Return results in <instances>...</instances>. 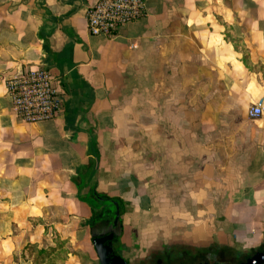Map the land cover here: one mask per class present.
<instances>
[{
  "label": "crops",
  "instance_id": "1",
  "mask_svg": "<svg viewBox=\"0 0 264 264\" xmlns=\"http://www.w3.org/2000/svg\"><path fill=\"white\" fill-rule=\"evenodd\" d=\"M95 1L0 0V264L48 247L46 262L99 264L92 190L121 200L128 264L178 238L262 245L263 121L248 110H264V0H145L112 38L87 30ZM32 64L51 72L54 119L13 111L5 79Z\"/></svg>",
  "mask_w": 264,
  "mask_h": 264
},
{
  "label": "built area",
  "instance_id": "2",
  "mask_svg": "<svg viewBox=\"0 0 264 264\" xmlns=\"http://www.w3.org/2000/svg\"><path fill=\"white\" fill-rule=\"evenodd\" d=\"M145 14V0H96L86 10V26L91 35L112 38L117 31ZM13 111L23 121L36 123L54 119L60 108L51 72L42 64L24 65L5 79ZM251 118L261 119V148L264 150V110L261 102L249 108Z\"/></svg>",
  "mask_w": 264,
  "mask_h": 264
},
{
  "label": "flooded vegetation",
  "instance_id": "3",
  "mask_svg": "<svg viewBox=\"0 0 264 264\" xmlns=\"http://www.w3.org/2000/svg\"><path fill=\"white\" fill-rule=\"evenodd\" d=\"M109 225V224H108ZM108 225H95L96 233L106 232ZM241 250V251H240ZM233 251L226 255H211L200 250H181L173 254H167L158 259L157 264H264V245L245 250ZM211 256V257H209Z\"/></svg>",
  "mask_w": 264,
  "mask_h": 264
},
{
  "label": "rangeland",
  "instance_id": "4",
  "mask_svg": "<svg viewBox=\"0 0 264 264\" xmlns=\"http://www.w3.org/2000/svg\"><path fill=\"white\" fill-rule=\"evenodd\" d=\"M262 187H264V183H261L259 188ZM257 232L258 234L262 233L263 237L261 243L262 245H264V219H262L261 225L258 226ZM178 239L175 242L169 244H163L160 247L155 246V248H152L149 251H140L137 253L136 256H133V254L131 255L130 251L126 252V256L127 259L129 260V264H157L159 258H163L167 254L180 252L181 250H185L186 248H188L189 250H200L203 252H207L211 255H226V256L233 253V251H237L240 249L242 250L246 249L245 251H247V248H241V245L236 243L235 244L213 243L208 245H196L190 240L183 241L180 239L178 241ZM117 244L118 242L115 243L116 246ZM62 255L63 253L58 252L57 254H55V257L58 260L62 258ZM94 264H96V262Z\"/></svg>",
  "mask_w": 264,
  "mask_h": 264
},
{
  "label": "water",
  "instance_id": "5",
  "mask_svg": "<svg viewBox=\"0 0 264 264\" xmlns=\"http://www.w3.org/2000/svg\"><path fill=\"white\" fill-rule=\"evenodd\" d=\"M114 204V215L106 232L96 233L91 231V243L93 245L99 264H128V262L117 252L113 240L120 234V209L117 202Z\"/></svg>",
  "mask_w": 264,
  "mask_h": 264
},
{
  "label": "trees",
  "instance_id": "6",
  "mask_svg": "<svg viewBox=\"0 0 264 264\" xmlns=\"http://www.w3.org/2000/svg\"><path fill=\"white\" fill-rule=\"evenodd\" d=\"M91 203L94 204L96 209L103 207L102 210L93 211L91 215V225H108L111 223V220L114 215V204L113 202H117L120 209V215L123 212V206L120 203V199L117 197H109L107 195L98 193L94 190L89 195V199ZM120 229L122 231L121 219L119 218ZM120 234L113 240L114 247L116 249L115 243L119 241ZM61 244V243H60ZM60 247V246H59ZM54 250V248L48 247V249L39 248L35 251V260L33 264H52L49 260L45 261V258L49 256V254ZM117 250V249H116ZM63 258V257H62ZM55 260V258H54Z\"/></svg>",
  "mask_w": 264,
  "mask_h": 264
}]
</instances>
